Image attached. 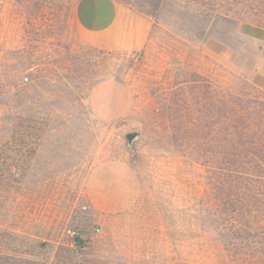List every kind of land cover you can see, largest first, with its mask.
Returning <instances> with one entry per match:
<instances>
[{
  "label": "rangeland",
  "instance_id": "1",
  "mask_svg": "<svg viewBox=\"0 0 264 264\" xmlns=\"http://www.w3.org/2000/svg\"><path fill=\"white\" fill-rule=\"evenodd\" d=\"M116 1L142 44L102 42L81 0H0V264H188L217 120L264 107V0ZM107 80L117 116L91 104Z\"/></svg>",
  "mask_w": 264,
  "mask_h": 264
},
{
  "label": "trees",
  "instance_id": "2",
  "mask_svg": "<svg viewBox=\"0 0 264 264\" xmlns=\"http://www.w3.org/2000/svg\"><path fill=\"white\" fill-rule=\"evenodd\" d=\"M242 100L231 97L217 120L201 163L202 189L189 194L198 208L182 227L188 264H264V107Z\"/></svg>",
  "mask_w": 264,
  "mask_h": 264
},
{
  "label": "crops",
  "instance_id": "3",
  "mask_svg": "<svg viewBox=\"0 0 264 264\" xmlns=\"http://www.w3.org/2000/svg\"><path fill=\"white\" fill-rule=\"evenodd\" d=\"M104 2V3H103ZM86 3L84 16L88 19L87 26L97 36H103L102 42L109 46H118L124 42L133 45L142 44L148 36V26L144 20L129 22L122 16V9L127 11L116 0H81ZM106 5V8H102ZM82 6V5H81ZM127 27V28H126ZM252 83L264 90V61L255 69L251 76ZM90 100L93 109L99 114L117 116L125 109L127 97L123 86L115 80L98 82L92 89Z\"/></svg>",
  "mask_w": 264,
  "mask_h": 264
},
{
  "label": "water",
  "instance_id": "4",
  "mask_svg": "<svg viewBox=\"0 0 264 264\" xmlns=\"http://www.w3.org/2000/svg\"><path fill=\"white\" fill-rule=\"evenodd\" d=\"M136 133L135 132H130L126 135L128 143L131 144L132 140L136 137Z\"/></svg>",
  "mask_w": 264,
  "mask_h": 264
}]
</instances>
